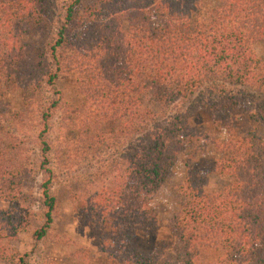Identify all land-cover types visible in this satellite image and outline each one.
<instances>
[{
  "label": "trees",
  "instance_id": "obj_1",
  "mask_svg": "<svg viewBox=\"0 0 264 264\" xmlns=\"http://www.w3.org/2000/svg\"><path fill=\"white\" fill-rule=\"evenodd\" d=\"M66 1L0 0V201L14 205L7 235L0 230V260L29 264V254L1 241L29 232L19 196L36 173L20 156V134L38 125L44 219L35 242L58 215L50 154L72 166L109 153L123 179L83 199L103 232L97 253L83 248L75 264H264V138L242 131L247 120L264 123V57L254 50L264 39V0H95L84 14L82 0ZM35 31L50 34L46 44L28 42ZM69 76L82 96L77 106L57 87ZM9 95L20 97L18 107L2 103ZM197 112L229 135L215 142L213 164L226 179L219 191L204 186L198 158L209 133L194 128ZM58 113L54 149L46 135ZM180 165L186 202L174 233L184 247L174 262L135 238L157 233L156 197Z\"/></svg>",
  "mask_w": 264,
  "mask_h": 264
},
{
  "label": "rangeland",
  "instance_id": "obj_2",
  "mask_svg": "<svg viewBox=\"0 0 264 264\" xmlns=\"http://www.w3.org/2000/svg\"><path fill=\"white\" fill-rule=\"evenodd\" d=\"M67 2L66 0H61ZM95 0H82L79 12H83L87 7L94 5ZM61 11V9H60ZM50 34L46 31H35L28 39L30 44L44 45ZM255 53L258 57H264V39L259 40L254 45ZM57 87L61 91L67 102L78 105L82 101V96L78 93L75 78L72 76L63 78L57 82ZM49 97H54L49 95ZM148 100V99H147ZM4 105L18 107L20 97L9 95L2 100ZM247 111H254L255 105L248 103ZM60 117L58 113L52 121V128L46 135V140L54 147L58 146L60 139ZM209 115L197 112L193 126L197 131L207 130L205 140H201L202 148L199 151V165L204 174V186L209 191H219L226 184V179L219 175L213 164L214 159L220 158V152L215 145L216 141L226 140L229 135L226 130H212L210 128ZM41 127H24L20 134V156L27 157L33 163L35 170V181L28 187L24 185L23 194L19 197V211L22 212V219L29 227V232H22L18 240L9 241L5 236L1 241L8 252L15 250L23 254H29V264H75L73 255L85 248L97 253L99 248V238L102 229L94 226L86 217L83 210V199L92 196L95 192L112 188L123 179L122 170L115 169L112 154L105 153L94 158L81 159L78 163L70 166L69 163L61 162L57 158L55 151L50 154V167L56 174V182L53 193L58 200V215L54 221L52 230L48 238L41 242H35L32 238V231L38 228L44 219L43 196L41 183L43 172L40 170L43 161L41 148L42 139L40 136ZM245 134L264 138V123L246 121L242 127ZM111 155V156H110ZM117 158V157H116ZM32 167V166H31ZM102 175V176H101ZM185 168L180 165L173 176L167 181L163 189L156 197V204L160 209L159 229L157 233L150 234L139 231L136 234V243L145 251L154 253L163 260L177 262L183 252V243L174 233L175 215L184 207L185 195L180 191V185L184 179ZM27 187V188H26ZM21 203V204H20ZM14 205L6 201H0V230L6 234L8 215ZM27 210L30 215H27ZM7 235V234H6ZM0 264H7L0 260Z\"/></svg>",
  "mask_w": 264,
  "mask_h": 264
}]
</instances>
